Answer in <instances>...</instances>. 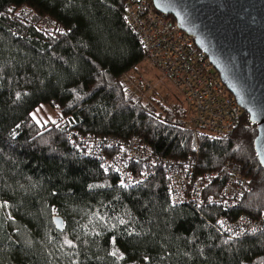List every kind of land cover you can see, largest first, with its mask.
<instances>
[{
  "label": "trees",
  "instance_id": "trees-1",
  "mask_svg": "<svg viewBox=\"0 0 264 264\" xmlns=\"http://www.w3.org/2000/svg\"><path fill=\"white\" fill-rule=\"evenodd\" d=\"M125 2L0 0V264H264V230L222 235L213 222L223 210L172 204L161 167L121 184L69 141L71 132L139 136L158 155L197 153L201 171L237 162L250 189L231 214L264 217V168L245 112L230 131L194 138L182 102L160 105L161 115L120 82L142 62ZM42 104L56 114L37 123Z\"/></svg>",
  "mask_w": 264,
  "mask_h": 264
},
{
  "label": "built area",
  "instance_id": "built-area-1",
  "mask_svg": "<svg viewBox=\"0 0 264 264\" xmlns=\"http://www.w3.org/2000/svg\"><path fill=\"white\" fill-rule=\"evenodd\" d=\"M124 7V22L136 37L142 61L161 76L154 84L137 75V84L142 83L145 93H158L156 85L174 89L184 107L183 126L194 138L199 130L227 132L233 129L244 110L223 84L206 53L196 46L193 37L173 18L157 11L150 0H126ZM120 82L125 87L131 85L132 91L137 92L138 85L128 74H123ZM69 141L83 155L101 160L103 168L116 173L119 182L123 181L125 185L142 182L154 168L161 167L172 204L198 206L207 202L223 210L213 222L222 235L235 238L264 230L262 216L231 214L250 189L249 179L237 162L227 161L218 169L201 171L197 166V153L184 158L158 155L139 136L123 139L114 135L71 132Z\"/></svg>",
  "mask_w": 264,
  "mask_h": 264
},
{
  "label": "water",
  "instance_id": "water-1",
  "mask_svg": "<svg viewBox=\"0 0 264 264\" xmlns=\"http://www.w3.org/2000/svg\"><path fill=\"white\" fill-rule=\"evenodd\" d=\"M150 1L193 37L256 124L253 146L264 168V0ZM52 220L61 230V217L53 215Z\"/></svg>",
  "mask_w": 264,
  "mask_h": 264
},
{
  "label": "rangeland",
  "instance_id": "rangeland-1",
  "mask_svg": "<svg viewBox=\"0 0 264 264\" xmlns=\"http://www.w3.org/2000/svg\"><path fill=\"white\" fill-rule=\"evenodd\" d=\"M150 66L147 62L142 61L138 66V71L133 75L129 76L131 79L137 84L136 77L142 76L146 80L152 81L154 84H157V80H161V76L159 72ZM137 92L134 93L128 85L127 88L130 90V92L134 95L140 96L145 102H147L156 112H158L161 115L165 114V110L160 106L162 104H174V103H180L182 102L180 95L172 88H170L168 85H156L158 88V93L156 94H150L148 95L145 93L142 83H138ZM35 114L36 121L39 122L46 121L49 118H53L56 114V111L47 106V105H40L38 106L34 111H32V116Z\"/></svg>",
  "mask_w": 264,
  "mask_h": 264
},
{
  "label": "snow or ice",
  "instance_id": "snow-or-ice-1",
  "mask_svg": "<svg viewBox=\"0 0 264 264\" xmlns=\"http://www.w3.org/2000/svg\"><path fill=\"white\" fill-rule=\"evenodd\" d=\"M9 11H11V9H10ZM19 97H20V93H17V98H19ZM33 118L35 119V114H33ZM37 123H39L38 120H37ZM121 183L123 184V181H122ZM90 187H91V186H90ZM122 222H123V221H122ZM237 235H239V233H238ZM65 243L71 245V244H72V241H70V240H65ZM112 255H117V253L114 251V252L112 253Z\"/></svg>",
  "mask_w": 264,
  "mask_h": 264
}]
</instances>
